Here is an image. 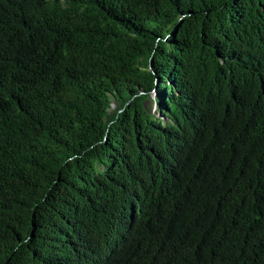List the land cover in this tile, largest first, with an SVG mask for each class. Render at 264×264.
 <instances>
[{
    "label": "trees",
    "instance_id": "trees-1",
    "mask_svg": "<svg viewBox=\"0 0 264 264\" xmlns=\"http://www.w3.org/2000/svg\"><path fill=\"white\" fill-rule=\"evenodd\" d=\"M0 264H264V0H0Z\"/></svg>",
    "mask_w": 264,
    "mask_h": 264
},
{
    "label": "rangeland",
    "instance_id": "rangeland-1",
    "mask_svg": "<svg viewBox=\"0 0 264 264\" xmlns=\"http://www.w3.org/2000/svg\"><path fill=\"white\" fill-rule=\"evenodd\" d=\"M159 95H161V88H156L155 91L150 92V102H146V106L148 107L150 113H155L156 109L154 108L153 105V100L155 98L159 99ZM116 106V103L112 102L110 109L112 110Z\"/></svg>",
    "mask_w": 264,
    "mask_h": 264
}]
</instances>
